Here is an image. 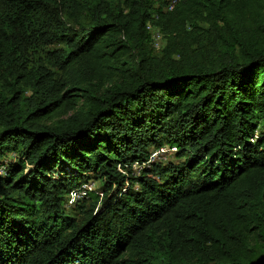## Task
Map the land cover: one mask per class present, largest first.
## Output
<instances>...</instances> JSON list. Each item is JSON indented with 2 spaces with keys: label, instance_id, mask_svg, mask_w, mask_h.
I'll use <instances>...</instances> for the list:
<instances>
[{
  "label": "trees",
  "instance_id": "trees-1",
  "mask_svg": "<svg viewBox=\"0 0 264 264\" xmlns=\"http://www.w3.org/2000/svg\"><path fill=\"white\" fill-rule=\"evenodd\" d=\"M10 152L0 264H264V0H0Z\"/></svg>",
  "mask_w": 264,
  "mask_h": 264
},
{
  "label": "rangeland",
  "instance_id": "rangeland-1",
  "mask_svg": "<svg viewBox=\"0 0 264 264\" xmlns=\"http://www.w3.org/2000/svg\"><path fill=\"white\" fill-rule=\"evenodd\" d=\"M116 3L121 4L123 0H115ZM157 29H160L159 27H155ZM163 37L164 34L161 31ZM163 43L166 44L165 37L163 39ZM60 48L59 46H54L53 48H50V50H57ZM156 52H160L156 50ZM51 56V55H50ZM48 56L44 50H39V61L43 63L46 70H48L54 77H58L60 75V70L57 66H55L53 60H49ZM23 93V92H22ZM24 93L26 97H30L31 90L29 88H25ZM174 150L170 149L169 146L165 145L161 147L160 149L156 147H152L149 149V158L147 161H145L146 164H150L151 162H154L156 164H167L173 161L174 157ZM17 154H14L12 152L7 154V157L5 159L0 158V164L6 163V159L8 157L15 159ZM120 170V168H118ZM141 167L139 165H134L133 170L134 171H140ZM2 173V169L0 170V174ZM91 179L89 183L83 185L79 191H76L75 193H72L69 198H67L66 203V210L68 213L78 220L81 219V212L85 209L82 202L79 201V197L82 192L86 193L85 191H93L97 192L100 197H103L104 190H105V180L102 178H96L93 175L89 176ZM86 195V194H85Z\"/></svg>",
  "mask_w": 264,
  "mask_h": 264
},
{
  "label": "built area",
  "instance_id": "built-area-1",
  "mask_svg": "<svg viewBox=\"0 0 264 264\" xmlns=\"http://www.w3.org/2000/svg\"><path fill=\"white\" fill-rule=\"evenodd\" d=\"M155 4L161 9L162 14L173 12L177 6L181 3L182 0H153ZM160 15L156 14L154 16V20L158 21ZM157 27L152 22L147 24V31L151 34L152 38V45L155 50L161 51L165 47V43H163V35L160 29L155 28ZM172 150H176L173 148ZM86 193L82 192L79 197L82 198L85 196Z\"/></svg>",
  "mask_w": 264,
  "mask_h": 264
}]
</instances>
